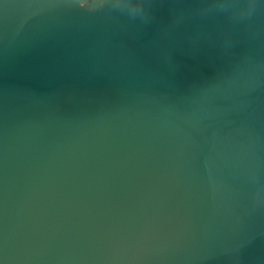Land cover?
<instances>
[{
  "label": "water",
  "instance_id": "1",
  "mask_svg": "<svg viewBox=\"0 0 264 264\" xmlns=\"http://www.w3.org/2000/svg\"><path fill=\"white\" fill-rule=\"evenodd\" d=\"M0 264H264V0H0Z\"/></svg>",
  "mask_w": 264,
  "mask_h": 264
}]
</instances>
